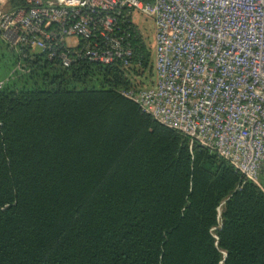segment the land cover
Masks as SVG:
<instances>
[{
	"label": "trees",
	"instance_id": "trees-1",
	"mask_svg": "<svg viewBox=\"0 0 264 264\" xmlns=\"http://www.w3.org/2000/svg\"><path fill=\"white\" fill-rule=\"evenodd\" d=\"M9 52L27 73L0 87V264H264V167L258 185L190 147L121 95L117 65Z\"/></svg>",
	"mask_w": 264,
	"mask_h": 264
},
{
	"label": "built area",
	"instance_id": "built-area-1",
	"mask_svg": "<svg viewBox=\"0 0 264 264\" xmlns=\"http://www.w3.org/2000/svg\"><path fill=\"white\" fill-rule=\"evenodd\" d=\"M138 15L154 22L147 69L133 59L129 27L122 28ZM0 36L9 51L40 53L64 68L117 65L130 80L121 95L185 135L190 147L216 153L258 184L264 167V0H0ZM152 70L155 80L146 82ZM25 73L18 63L9 79Z\"/></svg>",
	"mask_w": 264,
	"mask_h": 264
},
{
	"label": "rangeland",
	"instance_id": "rangeland-1",
	"mask_svg": "<svg viewBox=\"0 0 264 264\" xmlns=\"http://www.w3.org/2000/svg\"><path fill=\"white\" fill-rule=\"evenodd\" d=\"M134 19L136 23L134 24L135 28L139 32V35L141 36L142 40L144 41L147 48L152 50V53L154 51V22L151 17H147L144 15H138L134 16ZM3 42V43H2ZM2 43V44H1ZM4 41L2 40L0 36V56L4 55L5 57H10L12 54L9 52V50L4 45ZM153 56V54H152ZM10 73V72H9ZM9 73H6L5 68L0 67V81H2L4 84L8 82L9 80ZM145 79H147L146 82L154 81L155 80V74L152 70V74L148 76L147 74L144 75ZM258 185H259V178H258Z\"/></svg>",
	"mask_w": 264,
	"mask_h": 264
}]
</instances>
